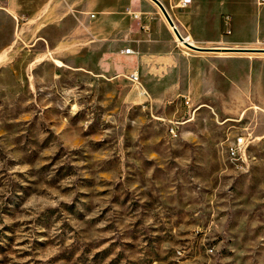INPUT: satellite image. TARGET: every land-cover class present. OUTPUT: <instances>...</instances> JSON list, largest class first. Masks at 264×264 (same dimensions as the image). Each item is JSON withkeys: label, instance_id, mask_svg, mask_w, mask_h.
<instances>
[{"label": "rangeland", "instance_id": "374dc122", "mask_svg": "<svg viewBox=\"0 0 264 264\" xmlns=\"http://www.w3.org/2000/svg\"><path fill=\"white\" fill-rule=\"evenodd\" d=\"M129 1L135 30L96 46L0 0V264H264V53L193 50ZM226 17L208 22L225 40Z\"/></svg>", "mask_w": 264, "mask_h": 264}, {"label": "crops", "instance_id": "0c3cea01", "mask_svg": "<svg viewBox=\"0 0 264 264\" xmlns=\"http://www.w3.org/2000/svg\"><path fill=\"white\" fill-rule=\"evenodd\" d=\"M160 1L175 25L174 15L189 20L192 30L187 35L191 36L195 45L196 42L199 43L197 47L220 49V51L230 49L228 47H202V45L214 42H224L233 49L247 48V45L264 35V6L257 7L256 0H254L255 8L253 9H250L249 0H192L191 4L180 9H170L169 0ZM5 3L6 9L18 17L59 19V21H55V24L62 28V31L71 29L72 32L86 34L84 36H90L92 44H96V46L103 45L107 39L114 37L122 30L127 28L135 30V25H132L131 21L133 18L126 12L128 8L133 10L129 0H5ZM223 12L232 15V20L227 21L225 18L226 40L221 39L219 27L217 31L208 28L210 18ZM153 26L152 34L155 36L156 24ZM170 28L172 31L174 30L171 26ZM203 29L204 33L202 34ZM149 57L152 56L149 55ZM156 57L158 62L160 59H170L165 55Z\"/></svg>", "mask_w": 264, "mask_h": 264}, {"label": "built area", "instance_id": "2783aa9c", "mask_svg": "<svg viewBox=\"0 0 264 264\" xmlns=\"http://www.w3.org/2000/svg\"><path fill=\"white\" fill-rule=\"evenodd\" d=\"M192 0H180V5L182 7H186L187 5L191 4ZM258 6H264V0H257ZM127 13L133 19H139V14L134 12L131 8L127 9ZM226 20L229 21L230 18L226 17ZM134 53L131 48L126 49V54L130 55ZM129 80L134 83L141 85L140 75L138 73H132L129 77ZM190 101L187 100V104ZM237 131L232 135V137L228 138L227 140V148L231 149L232 152V159H235V167H243L247 165V163L251 160V147L254 145L257 137H254V133L249 128L243 129H236ZM169 132L171 135L177 136L176 127L171 125L169 127ZM233 143H240V151H233Z\"/></svg>", "mask_w": 264, "mask_h": 264}, {"label": "water", "instance_id": "95a60500", "mask_svg": "<svg viewBox=\"0 0 264 264\" xmlns=\"http://www.w3.org/2000/svg\"><path fill=\"white\" fill-rule=\"evenodd\" d=\"M158 7L161 9L162 13L164 14L165 18L167 19L168 23L170 24L171 27L174 28V32L177 35L178 39L183 42L187 47L197 50V51H218V50H209V49H204L201 47H197L194 45H191L190 43L185 41V38L182 36V34L179 32L177 29L176 25L174 24L172 18L170 17L169 13L167 12L166 8L164 5L161 3L160 0H152ZM225 51H234V52H259V53H264V49H249V48H238V49H228Z\"/></svg>", "mask_w": 264, "mask_h": 264}, {"label": "bare ground", "instance_id": "6f19581e", "mask_svg": "<svg viewBox=\"0 0 264 264\" xmlns=\"http://www.w3.org/2000/svg\"><path fill=\"white\" fill-rule=\"evenodd\" d=\"M173 28V27H172ZM174 29V28H173ZM177 36V35H176ZM185 38V41L190 43L191 45H194L195 46V42L191 39V36H183ZM177 41L182 44V45H185L183 42H181L178 37H176ZM58 66L62 67L63 65L62 64H59ZM233 151H240V143H233ZM226 153L228 155V158L233 162L235 163V159H232V152H231V149L227 148L226 150Z\"/></svg>", "mask_w": 264, "mask_h": 264}]
</instances>
